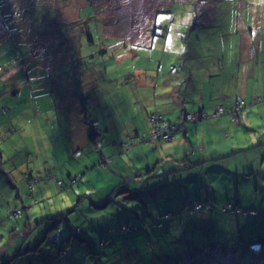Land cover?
<instances>
[{"label":"rangeland","instance_id":"obj_1","mask_svg":"<svg viewBox=\"0 0 264 264\" xmlns=\"http://www.w3.org/2000/svg\"><path fill=\"white\" fill-rule=\"evenodd\" d=\"M262 95L264 0H0V264H264Z\"/></svg>","mask_w":264,"mask_h":264},{"label":"trees","instance_id":"obj_2","mask_svg":"<svg viewBox=\"0 0 264 264\" xmlns=\"http://www.w3.org/2000/svg\"><path fill=\"white\" fill-rule=\"evenodd\" d=\"M214 12H216L215 8H214ZM197 25H199V24H197ZM195 27H198V26H195ZM162 33L164 35H166L167 34V29L163 28ZM244 50H245V47L241 46V47H239L238 49H236L234 51L236 53L240 54L241 51H244ZM188 52H189L190 55L192 54V56H193V54L197 53L198 50H197V48L194 47V48H192V50L191 49L188 50ZM240 60H241V58H240ZM257 100L259 101V105L260 106L264 105V95L259 96ZM235 104H236L237 108L238 107L243 108L246 103H245L244 99L238 98V99H236ZM220 106L222 107L221 110H219ZM237 108L232 106L229 109V112L233 114V117H235V116L237 117V113H236ZM4 109H6V107H4ZM244 110L246 112H248L247 115L250 114V112H249L250 110L249 109H244ZM224 112H225L224 105L221 104V103H219V104L217 103L215 115H217V116L219 115V117H220V114H222ZM206 116H207V112L204 111V110H198V111H195V112H191V111H187L185 109H182L178 113V116L176 117L178 119L177 121L166 122L164 125H160V126L154 127V130L152 131L153 136L151 137V140L154 139L153 137L158 136L159 138H164L165 140L176 141V133L178 132V130L180 129L181 124H183L184 121L192 120V121L196 122L199 119H201L203 117H206ZM162 117L163 116L161 115L158 118L161 119ZM94 123L95 122L92 121V127L93 128L91 129V132L89 133V136H90L92 142H96L97 145H98L99 140H100V136L103 134V131H105V129L100 127L99 125L94 124ZM155 134H158V135H155ZM101 147L102 148L100 150V159L98 160V162H99L98 165L100 167L107 168V172H108L110 169L113 168L112 160H115V156L116 155H113V158H112V156H110L108 154H105L107 150L103 151V145ZM129 147H130V145L128 144L126 149H129ZM110 161H111L112 164H110ZM190 164H191V162H190ZM52 177L57 180L58 184L61 187L64 188V186H63L64 185V180L62 178H59L57 173L54 174ZM212 185H213V182L210 181L208 183V187H210V189L213 192L214 190L212 188ZM98 190H100V189H96V191H98ZM211 190L208 191L209 194L211 193ZM100 191H101V194H102L103 190H100ZM106 199H107L106 201H108L109 197H107ZM213 200L216 201L215 199H213ZM186 201L189 203V204L187 203V207H189L190 211H192V212H195L196 209L200 208L203 205L202 199L191 198L190 196H188L186 198ZM197 202L200 203V206H198V208H195L194 205L196 206ZM222 207H223V209H227V210H231V211H242L243 210V208L241 207L239 201L237 203H233L232 201H226L225 203H222ZM243 212H245V210ZM12 213H14L15 215L21 216L23 214V208L19 207V206H16L15 208L12 209ZM168 214L170 215V213H168Z\"/></svg>","mask_w":264,"mask_h":264},{"label":"crops","instance_id":"obj_3","mask_svg":"<svg viewBox=\"0 0 264 264\" xmlns=\"http://www.w3.org/2000/svg\"><path fill=\"white\" fill-rule=\"evenodd\" d=\"M200 158L202 159V157H200ZM188 161L190 162V159ZM201 162H204V160H201ZM181 166H182L181 161H179L177 159H174L171 163L168 164L167 168L170 169V170H177ZM186 168L187 169H185L183 171V175H182V179H181L183 181L182 187H185V189H188L190 187L191 180L193 178H195L194 176L197 175L198 173H199L200 177H204V178H207V179L209 178L210 173L209 172L207 174L204 173L205 165L203 163L199 165V161L191 162V165L189 167L186 166ZM163 172H165V171H163ZM197 178H195V179L197 180ZM168 185H170V187H169L170 192H174V194H177L178 191L180 190V187L176 186L175 184H173L171 180L168 181ZM198 193L199 192L197 191V194ZM200 194L202 195V193H200Z\"/></svg>","mask_w":264,"mask_h":264},{"label":"built area","instance_id":"obj_4","mask_svg":"<svg viewBox=\"0 0 264 264\" xmlns=\"http://www.w3.org/2000/svg\"><path fill=\"white\" fill-rule=\"evenodd\" d=\"M221 109H222V107L220 106L219 110H221ZM198 206H200L199 202H197L196 206L194 205L195 208H198Z\"/></svg>","mask_w":264,"mask_h":264},{"label":"snow or ice","instance_id":"obj_5","mask_svg":"<svg viewBox=\"0 0 264 264\" xmlns=\"http://www.w3.org/2000/svg\"><path fill=\"white\" fill-rule=\"evenodd\" d=\"M160 19V17H158V20ZM187 21H185V23H186ZM170 39V38H169Z\"/></svg>","mask_w":264,"mask_h":264}]
</instances>
